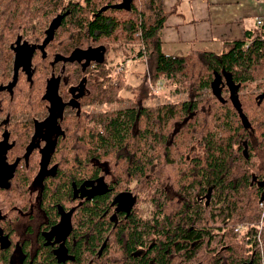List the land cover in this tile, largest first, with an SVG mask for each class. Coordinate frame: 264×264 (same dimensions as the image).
<instances>
[{"label": "trees", "instance_id": "trees-1", "mask_svg": "<svg viewBox=\"0 0 264 264\" xmlns=\"http://www.w3.org/2000/svg\"><path fill=\"white\" fill-rule=\"evenodd\" d=\"M121 1L0 0L1 36L38 35L48 20L61 14L53 45L61 48V37H66L69 53L98 46L107 55L114 46L138 44L142 63L150 55L153 59L147 73L151 85L166 80L190 95L175 103L138 104L101 114L105 132L97 126L87 131L91 138L85 133L83 154L65 155L70 139L63 142L55 157L60 173L46 181L37 203L50 218L43 223L48 229L59 223L57 203L71 209L74 184L105 180L111 188V170L125 164L123 170L138 179V185L148 179L154 198L161 187L172 194L153 202L155 212L148 220L131 215L114 232L109 216H103L111 212L109 192L81 202L72 217L74 264H87L82 259L87 252L97 256L108 235L104 255L94 264H264V233L262 251L255 239L264 197V29L231 41L221 52L195 49L173 55L162 47L169 16L164 0H133L128 8L113 7ZM101 59V77L108 79L107 58ZM122 75L115 85L104 83L102 104L123 101L128 82ZM250 83L255 89L247 91ZM205 90L209 92L203 97ZM153 96L150 90L132 100ZM92 140L95 148L88 144ZM196 143L203 154L186 158ZM0 194L4 201L17 195L13 186ZM208 194V203L199 200ZM242 224L247 229L236 232ZM34 253L33 264H57L53 251L44 246L26 252L28 257Z\"/></svg>", "mask_w": 264, "mask_h": 264}, {"label": "flooded vegetation", "instance_id": "flooded-vegetation-1", "mask_svg": "<svg viewBox=\"0 0 264 264\" xmlns=\"http://www.w3.org/2000/svg\"><path fill=\"white\" fill-rule=\"evenodd\" d=\"M62 18L59 14L54 21L48 20L38 35L19 32L6 37L0 34V192L13 186L17 193L11 201H4L0 194V259L5 260V264H33L36 253L28 257L26 252H36L41 246L53 251L57 264L76 263V254L71 247L74 241L72 217L85 200L94 201L96 196L109 192L111 212L103 216H109L108 222L114 232L116 226L131 215L149 219L141 212L144 201L150 205L172 194L171 189L161 187L154 198L155 189L149 190L148 179L138 185V179L123 170L127 166L124 164L122 169L111 170V188L105 180L74 184L73 199L76 202L67 210L57 203L61 215L59 223L48 229L46 224L50 218L37 203L42 200L46 181L60 173L61 165L55 163V157L62 143L70 139L65 155L85 153L87 148L83 138L87 131L97 129V126L105 132L101 127V114L116 111L99 114L91 109L103 105L100 92L104 83L116 84L109 71L105 76L108 79L100 74L101 63L105 60L101 58H108V54L98 46H90L86 51L77 48L78 51L69 53L66 37H61V48L58 43L53 45V31L57 21L63 22ZM145 102L136 100L134 106L153 107ZM89 135L87 139L91 138ZM88 144L93 148L96 146L94 140ZM190 154L191 148L187 149L186 158L195 156ZM199 200L208 203L209 194ZM110 236L100 244L97 256L87 252L82 259L87 264H94L95 258L104 255ZM85 249L83 247L82 251Z\"/></svg>", "mask_w": 264, "mask_h": 264}, {"label": "crops", "instance_id": "crops-1", "mask_svg": "<svg viewBox=\"0 0 264 264\" xmlns=\"http://www.w3.org/2000/svg\"><path fill=\"white\" fill-rule=\"evenodd\" d=\"M164 10L169 16L162 47L173 55L195 49L224 51L231 41L264 29L260 0H164Z\"/></svg>", "mask_w": 264, "mask_h": 264}, {"label": "rangeland", "instance_id": "rangeland-1", "mask_svg": "<svg viewBox=\"0 0 264 264\" xmlns=\"http://www.w3.org/2000/svg\"><path fill=\"white\" fill-rule=\"evenodd\" d=\"M137 45L138 44H135V46L131 45L134 50H132L130 46H114V49L108 53L106 70L109 71V74L113 75V83L116 82L118 75L123 76L122 74H125L128 86L126 88L127 90L122 92L124 96L122 102L114 101L113 103H105L101 106L92 107L91 109H93L95 113L100 114L103 111L124 109L128 106L134 105L137 99L132 100V98L135 97L137 93L141 96H146L149 94L150 90L155 93V96L145 99V104L148 106H159L163 103H175L179 100H188L190 98V95L187 93L177 91L176 84H166V80L159 81L155 86L151 85L148 75L146 77L145 75L152 66V56H148L145 62L142 63V61L138 59L140 47ZM164 51L169 54L172 53L169 48H164ZM254 89L255 83H250L247 91H252ZM207 92H209V90H205L203 97L206 96ZM201 154L202 149L200 145L196 143L191 146L190 155ZM141 207L142 214L149 217L152 215V204L149 205L147 200L142 203Z\"/></svg>", "mask_w": 264, "mask_h": 264}, {"label": "built area", "instance_id": "built-area-1", "mask_svg": "<svg viewBox=\"0 0 264 264\" xmlns=\"http://www.w3.org/2000/svg\"><path fill=\"white\" fill-rule=\"evenodd\" d=\"M264 1V0H260ZM259 23L261 24L262 21L260 20ZM259 208H260V226L258 228V232L255 234V239L258 244L261 246V251L263 250V233H264V197L259 201ZM247 229L246 224H242L235 228V231L238 233L243 232ZM264 255V254H263Z\"/></svg>", "mask_w": 264, "mask_h": 264}, {"label": "water", "instance_id": "water-1", "mask_svg": "<svg viewBox=\"0 0 264 264\" xmlns=\"http://www.w3.org/2000/svg\"><path fill=\"white\" fill-rule=\"evenodd\" d=\"M132 1L133 0H122L120 3H118L117 5H114L113 7H116V8H128V7H130Z\"/></svg>", "mask_w": 264, "mask_h": 264}]
</instances>
